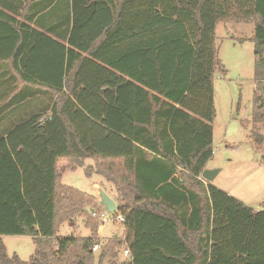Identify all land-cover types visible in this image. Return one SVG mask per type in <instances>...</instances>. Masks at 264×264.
Here are the masks:
<instances>
[{"label":"trees","instance_id":"16d2710c","mask_svg":"<svg viewBox=\"0 0 264 264\" xmlns=\"http://www.w3.org/2000/svg\"><path fill=\"white\" fill-rule=\"evenodd\" d=\"M37 4L30 0L27 10ZM40 4L31 19L46 14L36 28L0 9V61L8 49L17 57L28 46L31 60L40 48L57 97L49 116H34L0 140V264H264V211L200 180L214 157L220 23L254 24V97L263 106L252 121L264 122V0ZM87 159L117 187L114 215L125 218L131 261L120 260L123 242L99 237L97 220L86 227L89 236L58 235L93 202L61 182ZM188 204L201 234L209 233L195 248L175 214ZM167 230L168 246H157L156 234ZM9 236L32 238L29 262L7 254Z\"/></svg>","mask_w":264,"mask_h":264},{"label":"rangeland","instance_id":"374dc122","mask_svg":"<svg viewBox=\"0 0 264 264\" xmlns=\"http://www.w3.org/2000/svg\"><path fill=\"white\" fill-rule=\"evenodd\" d=\"M216 35L224 71H219L214 78V157L208 166L219 169L220 173L210 183L226 193L231 192L236 199L243 200L252 208L264 211V122L254 124L252 121L253 112L263 106L262 101L254 97L256 57L252 39L255 27L253 23L223 22L218 24ZM253 133H257L258 142ZM97 170L95 161L87 159L81 167L64 172L62 184L94 199L81 215L59 227L60 237L88 234L86 227L96 224V220L89 217L87 208H99L94 200H99L100 190L106 191L118 204L117 187L99 175ZM200 180L208 186L209 182L202 176ZM121 226L117 222H109L104 236L120 233ZM4 244L9 256L17 255L26 262L36 251L30 237H5Z\"/></svg>","mask_w":264,"mask_h":264},{"label":"crops","instance_id":"0c3cea01","mask_svg":"<svg viewBox=\"0 0 264 264\" xmlns=\"http://www.w3.org/2000/svg\"><path fill=\"white\" fill-rule=\"evenodd\" d=\"M40 2L41 0H38L37 6L34 5L31 12H29L27 8L30 0H0V9L6 12L8 15L15 17L18 22L26 23L32 28H36V20L40 19L42 14H46V11L41 14L38 13L34 19H31L34 13L40 11ZM43 33L47 34L45 29H43ZM13 34L15 35V32L12 31V35ZM12 38L13 36L11 37L10 44L13 43ZM17 45H20L21 47V41H18ZM11 46H13V44ZM28 50L29 47L26 46L23 48V51L20 50L21 53L16 57L15 55H11V49H8L9 56L7 57L6 61H0V140L2 138H6L7 135L17 126L30 120L34 116H49L51 114V109L57 99V97L54 96V92L47 87V80L45 77V60L44 55L41 59L40 48L37 50L36 58L31 57V60H29ZM206 168L211 169L209 168L208 164ZM63 174L64 173H62V176ZM227 194L234 197L231 192H228ZM239 201L243 203V200ZM95 202L97 203V201L94 200V203ZM244 204L252 208L247 203L244 202ZM252 209L256 213L261 212L260 209ZM194 210L195 208H193L191 204L185 205L181 208L177 207L175 209V214L179 216L178 219L183 221L182 224L179 223L181 234L185 235L184 239L191 248H195L199 241H202V239L206 238L209 234L208 232L201 234L204 228L198 221L201 220V218L197 217L196 212H194L195 215H193L195 218L191 216ZM210 220L211 227L209 231L212 230V212L210 213ZM105 227L98 229L99 237L104 241L118 239L123 242L124 245L120 252V260H124L126 262L131 261L132 254L125 243L126 229L124 225L121 226L122 230L120 233H112V236L107 237L104 236ZM89 235L90 231L88 230V234L86 236ZM156 235L157 237L155 238V241H157V246H168V236H170L168 230L164 236L160 233H157ZM127 250L129 251L128 255L125 254V251Z\"/></svg>","mask_w":264,"mask_h":264},{"label":"water","instance_id":"95a60500","mask_svg":"<svg viewBox=\"0 0 264 264\" xmlns=\"http://www.w3.org/2000/svg\"><path fill=\"white\" fill-rule=\"evenodd\" d=\"M219 173V169L206 168L202 173V178L210 183L216 179ZM96 205L99 208H102L103 210L107 211V213L110 215H113L118 212L117 202L104 190H100L99 200H97Z\"/></svg>","mask_w":264,"mask_h":264},{"label":"built area","instance_id":"2783aa9c","mask_svg":"<svg viewBox=\"0 0 264 264\" xmlns=\"http://www.w3.org/2000/svg\"><path fill=\"white\" fill-rule=\"evenodd\" d=\"M88 215L97 220L100 223V228H104L109 222H117L119 224H124L125 218L123 215H110L107 211L102 208L89 207L87 208ZM100 246H95L94 251H99ZM125 254L128 255L129 251H125Z\"/></svg>","mask_w":264,"mask_h":264}]
</instances>
